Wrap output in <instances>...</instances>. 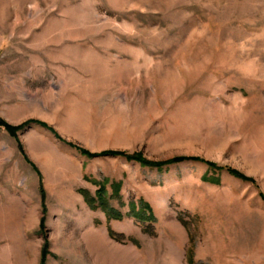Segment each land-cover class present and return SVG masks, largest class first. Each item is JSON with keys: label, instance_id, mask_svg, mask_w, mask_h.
<instances>
[{"label": "rangeland", "instance_id": "obj_1", "mask_svg": "<svg viewBox=\"0 0 264 264\" xmlns=\"http://www.w3.org/2000/svg\"><path fill=\"white\" fill-rule=\"evenodd\" d=\"M0 122V264H264V0H0Z\"/></svg>", "mask_w": 264, "mask_h": 264}, {"label": "trees", "instance_id": "obj_2", "mask_svg": "<svg viewBox=\"0 0 264 264\" xmlns=\"http://www.w3.org/2000/svg\"><path fill=\"white\" fill-rule=\"evenodd\" d=\"M32 124H35V125H38L40 127L47 129L51 134H53L56 138H58V136L55 134V132L52 129L48 128L45 124L40 123V122H28V123H26L23 126H20L18 128H12L3 122H0V127L5 129L12 137H14L15 133L17 131H20L22 128L27 127V126L32 125ZM70 147H72V146H70ZM74 149H76L82 155H84L88 158L121 157V158H125L127 160L136 161L144 167H151V168H158V169L163 168V167L168 166V165H171V164H177V163L188 161L185 159H178V160H173V161L166 162V163L154 164V163L146 162L145 160L140 159L136 155L130 156V155H127L125 153H112V152H106V153H101V154H90L86 151L79 150L77 148H74ZM190 161L200 162L197 159H193ZM206 164L209 168H215V166L213 164H208V163H206ZM227 171L229 174L233 175L234 177H236L242 181L251 182V180L243 177L242 175L238 174L237 172H234L231 170H227ZM119 187H120L119 184L112 185V188L116 193L118 192ZM40 193H41V198L43 199V191H42L41 187H40ZM82 195H83L84 201L88 205V207H90L91 209H95L96 207H99L106 214L108 220H121L122 219V216L120 214H117L116 212L111 210L108 206V198L106 197L107 194H106L105 184L100 185L99 190L96 192L94 198L90 197V195L86 192H82ZM133 210L135 211V209H133ZM133 215L142 222H154V217L152 215L151 209L149 208V206H147L145 204L142 206L139 213H136ZM45 255H46V252H43L41 264H44V256Z\"/></svg>", "mask_w": 264, "mask_h": 264}]
</instances>
